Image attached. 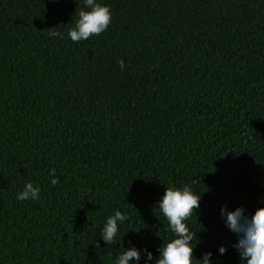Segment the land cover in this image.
Returning <instances> with one entry per match:
<instances>
[{
	"label": "trees",
	"instance_id": "1",
	"mask_svg": "<svg viewBox=\"0 0 264 264\" xmlns=\"http://www.w3.org/2000/svg\"><path fill=\"white\" fill-rule=\"evenodd\" d=\"M97 2L112 23L74 43L83 0H0V264H115L130 247L156 264L167 187L201 196L195 259L246 264L220 209L264 207V0ZM28 182L39 200H17Z\"/></svg>",
	"mask_w": 264,
	"mask_h": 264
},
{
	"label": "clouds",
	"instance_id": "2",
	"mask_svg": "<svg viewBox=\"0 0 264 264\" xmlns=\"http://www.w3.org/2000/svg\"><path fill=\"white\" fill-rule=\"evenodd\" d=\"M75 26L68 30V36L74 43L87 41L94 36L104 33L112 23V13L108 6H103L97 0H83V7L78 6L74 16ZM56 28V27H55ZM46 30L49 36L63 39L62 33L54 29ZM121 70L126 67L123 59L118 61ZM53 177L51 184L53 186L59 183L55 176V169L50 170ZM41 189L28 182L24 189L18 193L17 200L29 201L39 200ZM201 196L194 194L189 187L175 189L167 187L161 200L158 202V209L167 219L169 228L174 235L170 242L161 245L159 257L156 264H211L212 253L204 254L203 260H197L194 257L195 247L192 246L193 239H197V233H193L186 221L200 207ZM220 215L225 219L227 228L234 233L238 242L233 245L246 264H264V207L258 208L251 216L245 215V209L236 208L235 211H229L226 206L220 209ZM127 215L117 210L113 215L107 217L101 231L102 240L106 245L113 244L116 241L121 224L128 220ZM96 247L99 244L96 241ZM146 260L153 259L152 253L147 249ZM225 247L219 248L221 255L226 253ZM141 253L135 247L123 250L116 258L115 264H129V261H139Z\"/></svg>",
	"mask_w": 264,
	"mask_h": 264
}]
</instances>
